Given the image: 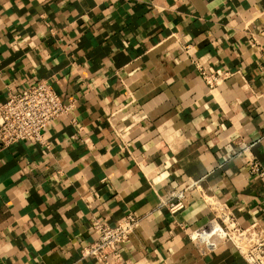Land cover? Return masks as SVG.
I'll list each match as a JSON object with an SVG mask.
<instances>
[{
	"label": "crops",
	"instance_id": "crops-1",
	"mask_svg": "<svg viewBox=\"0 0 264 264\" xmlns=\"http://www.w3.org/2000/svg\"><path fill=\"white\" fill-rule=\"evenodd\" d=\"M40 79L73 106L0 147V264H100L92 221L128 212L116 264H246L190 235L212 198L264 230V0H0V104Z\"/></svg>",
	"mask_w": 264,
	"mask_h": 264
},
{
	"label": "built area",
	"instance_id": "built-area-1",
	"mask_svg": "<svg viewBox=\"0 0 264 264\" xmlns=\"http://www.w3.org/2000/svg\"><path fill=\"white\" fill-rule=\"evenodd\" d=\"M199 68L210 85L232 74L222 69L207 73L201 65ZM72 106L73 102L66 103L56 89L43 79L19 90L9 88L6 100L0 104V147L26 139L46 144L44 130L55 119L67 114ZM250 172L264 176L259 160L251 161ZM186 190L174 193L176 200L169 203L172 212L185 207ZM209 205L214 212L213 217L190 235L199 251L207 253L232 241L246 264H264V230L257 223L246 227L238 224L232 208L219 198L209 199ZM141 219L134 212H128L116 223L94 219L92 226L97 235L82 248V257H91L100 264L119 263L123 260L121 247L136 233Z\"/></svg>",
	"mask_w": 264,
	"mask_h": 264
}]
</instances>
